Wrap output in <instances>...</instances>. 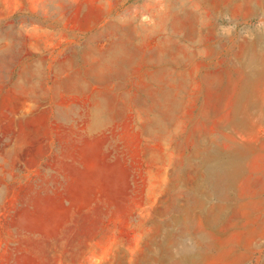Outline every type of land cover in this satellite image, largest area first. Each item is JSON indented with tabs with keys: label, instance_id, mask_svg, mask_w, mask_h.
<instances>
[{
	"label": "rangeland",
	"instance_id": "obj_1",
	"mask_svg": "<svg viewBox=\"0 0 264 264\" xmlns=\"http://www.w3.org/2000/svg\"><path fill=\"white\" fill-rule=\"evenodd\" d=\"M0 264H264V0H0Z\"/></svg>",
	"mask_w": 264,
	"mask_h": 264
},
{
	"label": "crops",
	"instance_id": "obj_2",
	"mask_svg": "<svg viewBox=\"0 0 264 264\" xmlns=\"http://www.w3.org/2000/svg\"><path fill=\"white\" fill-rule=\"evenodd\" d=\"M259 222H260V220H259ZM260 224H261V226H263L262 221L260 222ZM260 224H259V226H260ZM252 240H253V238L251 239V243L249 244V247L252 249L260 248L259 242H254ZM255 240L259 241L260 240L259 236L256 237Z\"/></svg>",
	"mask_w": 264,
	"mask_h": 264
}]
</instances>
